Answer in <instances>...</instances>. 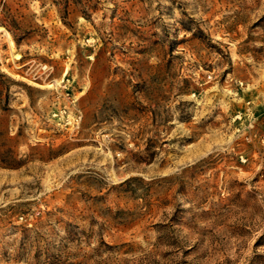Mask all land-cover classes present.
Instances as JSON below:
<instances>
[{"label":"rangeland","instance_id":"rangeland-1","mask_svg":"<svg viewBox=\"0 0 264 264\" xmlns=\"http://www.w3.org/2000/svg\"><path fill=\"white\" fill-rule=\"evenodd\" d=\"M263 134L264 0H0V264H264Z\"/></svg>","mask_w":264,"mask_h":264},{"label":"built area","instance_id":"built-area-1","mask_svg":"<svg viewBox=\"0 0 264 264\" xmlns=\"http://www.w3.org/2000/svg\"><path fill=\"white\" fill-rule=\"evenodd\" d=\"M262 141L264 142V134L262 135Z\"/></svg>","mask_w":264,"mask_h":264},{"label":"bare ground","instance_id":"bare-ground-1","mask_svg":"<svg viewBox=\"0 0 264 264\" xmlns=\"http://www.w3.org/2000/svg\"><path fill=\"white\" fill-rule=\"evenodd\" d=\"M11 42V41H10ZM18 56V55H17Z\"/></svg>","mask_w":264,"mask_h":264},{"label":"trees","instance_id":"trees-1","mask_svg":"<svg viewBox=\"0 0 264 264\" xmlns=\"http://www.w3.org/2000/svg\"><path fill=\"white\" fill-rule=\"evenodd\" d=\"M17 41V40H16Z\"/></svg>","mask_w":264,"mask_h":264}]
</instances>
